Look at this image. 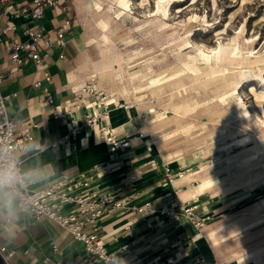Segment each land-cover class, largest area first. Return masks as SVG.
<instances>
[{
    "label": "rangeland",
    "instance_id": "374dc122",
    "mask_svg": "<svg viewBox=\"0 0 264 264\" xmlns=\"http://www.w3.org/2000/svg\"><path fill=\"white\" fill-rule=\"evenodd\" d=\"M67 1L83 73L143 110L153 150L218 200L219 264H264V0ZM227 42L234 63L210 53Z\"/></svg>",
    "mask_w": 264,
    "mask_h": 264
},
{
    "label": "crops",
    "instance_id": "0c3cea01",
    "mask_svg": "<svg viewBox=\"0 0 264 264\" xmlns=\"http://www.w3.org/2000/svg\"><path fill=\"white\" fill-rule=\"evenodd\" d=\"M3 10L0 5V11ZM70 12L45 7V16L40 21L50 29L71 19L70 29L44 67L51 75L50 80H45L43 70L30 60L20 67L19 73L9 74L12 66L9 67L10 61L3 52L4 41H0V71L5 73L0 94H11L7 107L17 120V127L22 130L30 126L34 135L30 148L18 155L31 187H44L87 172L94 176L93 188L111 192L122 200L120 207L100 220L101 235L110 252L129 264L153 260L156 264H219L210 237L211 230H216L217 219L212 216L218 212V207L215 208L218 200L200 199L185 184L191 172L184 170V162L168 159L153 147L147 151V144L154 146V143L147 137V125L152 124L150 121L143 124V110L133 104L129 108L108 104L109 112L103 122L108 121L119 128L121 137L130 139V145L124 149L112 150L101 140L98 130L94 132L86 125L88 114L105 108L90 104L97 95L81 94V88L91 80L81 70L85 62L77 55L82 44ZM9 20L17 24L15 35L26 39L25 19ZM6 24V20H1L0 28ZM38 79L43 80V85L36 87L34 82ZM59 113L64 115L63 120L55 118ZM74 127L75 134L71 132ZM66 135L69 137L58 143ZM12 195L15 207L7 212L0 208V246L14 250L11 264H55L60 256L53 251L54 244L61 249L64 259L83 264L80 262L85 253L83 241L51 219L36 221L31 213L20 210L18 197L13 192ZM171 204H177V218L161 212ZM183 205L195 207L197 217L203 219L201 226L183 212ZM201 255L205 263L198 260Z\"/></svg>",
    "mask_w": 264,
    "mask_h": 264
},
{
    "label": "built area",
    "instance_id": "2783aa9c",
    "mask_svg": "<svg viewBox=\"0 0 264 264\" xmlns=\"http://www.w3.org/2000/svg\"><path fill=\"white\" fill-rule=\"evenodd\" d=\"M0 5L4 10L0 11V21L6 20L7 24L0 28V41H4V54L10 61L7 72L9 74L19 73L20 67L26 61H33L44 73V79L50 80L51 75L44 70L47 61L51 57L53 49L59 45L67 31L71 27V19H65L60 25L54 28H46L40 24L45 16V7L60 9L62 12L69 13L71 6L67 0H0ZM23 18L26 26L23 33L26 39H20L15 35L17 24L9 19ZM34 22V24H29ZM14 32L9 35V32ZM5 80V73L0 71V84ZM36 87L43 85V80L38 79L34 82ZM81 94L97 95V99L90 101V104L102 105L105 109L90 113L86 118V125L93 131L98 130L99 137L110 145L112 150L124 149L130 145V139L119 135V128L112 126L107 118L109 112L108 99L102 91L98 90L93 81H88L81 88ZM79 94L81 97L82 95ZM11 94H0V166H10L22 177L18 188L12 192L19 199V208L25 213H31L36 221L48 218L69 231L77 240L85 244V253L80 257V262L98 263L105 261L109 264H129L115 253L110 252L103 236L101 235V218L114 211L122 205V200H118L115 195L108 191H102L91 186L93 175L87 172H81L74 177H64L50 185L38 188H32L26 174L22 171L21 160L18 155L22 151H27L34 141L32 127L26 126L22 130L17 127V120L10 113L7 107V101ZM51 100V97H49ZM86 103V99L83 100ZM116 106L125 108L131 107L128 102H119L114 98ZM56 119L63 120V114H56ZM76 127L72 133H76ZM142 136V134H140ZM69 135L58 140V143L65 141ZM68 144V143H67ZM152 144H147V151H152ZM27 181V182H25ZM177 204H171L161 212L177 218ZM183 212L194 218L196 225H202L203 219L197 217L195 207L182 206ZM139 210H142L141 208ZM55 251L60 257L55 264H75L72 260H66L62 257V251L58 245H53ZM14 253L6 245L0 246V255L6 264H11V258ZM48 259V258H47ZM198 260L205 263V257L201 255ZM153 260L147 264H156Z\"/></svg>",
    "mask_w": 264,
    "mask_h": 264
},
{
    "label": "clouds",
    "instance_id": "9594fccd",
    "mask_svg": "<svg viewBox=\"0 0 264 264\" xmlns=\"http://www.w3.org/2000/svg\"><path fill=\"white\" fill-rule=\"evenodd\" d=\"M22 177L10 166H0V208L5 212L15 207L12 190L18 188ZM27 182V181H25Z\"/></svg>",
    "mask_w": 264,
    "mask_h": 264
},
{
    "label": "bare ground",
    "instance_id": "6f19581e",
    "mask_svg": "<svg viewBox=\"0 0 264 264\" xmlns=\"http://www.w3.org/2000/svg\"><path fill=\"white\" fill-rule=\"evenodd\" d=\"M130 3H131V0H126V5L130 7ZM250 3V2H249ZM131 8V7H130ZM235 15V14H234ZM232 16V15H231ZM263 17V15H262ZM236 19V18H235ZM231 25V24H230ZM230 42V41H229ZM194 44V43H193ZM238 46L237 44H231V43H222V44H219L217 47H213L211 48L210 50V53H219V56H220V59L221 60H228V59H232V56H233V53L237 50ZM263 55V54H262ZM237 57V56H236ZM235 59V58H234ZM237 59V58H236ZM232 62H233V59H232ZM234 63V62H233ZM232 63V64H233ZM230 65V64H229ZM241 65V63H240ZM223 66V65H222ZM225 66V65H224ZM232 66V65H231ZM252 68V66H251ZM213 71V70H212ZM239 71V70H238ZM217 72V71H216ZM215 72V73H216ZM221 72V71H220ZM235 73V72H234ZM238 73V72H237ZM258 73V72H257ZM236 74V73H235ZM215 75V74H214ZM218 75V74H217ZM229 76V75H228ZM229 78V77H228ZM233 78V77H232ZM219 79V78H218ZM226 79V78H225ZM214 80V79H212ZM220 80V79H219ZM224 80V78H223ZM225 81V80H224ZM263 91V90H262ZM257 93V92H256ZM260 94V93H259ZM262 94V93H261ZM263 97V96H261ZM263 99V98H262ZM107 101V104H111L113 103L114 101H111L109 98L106 99ZM260 102V101H259ZM260 105V104H259ZM132 106V105H131ZM250 114V113H248ZM259 115V114H258ZM251 118V117H250ZM96 131V130H95ZM94 131V132H95ZM185 215V214H184ZM188 217V216H187ZM189 218V217H188Z\"/></svg>",
    "mask_w": 264,
    "mask_h": 264
},
{
    "label": "water",
    "instance_id": "95a60500",
    "mask_svg": "<svg viewBox=\"0 0 264 264\" xmlns=\"http://www.w3.org/2000/svg\"><path fill=\"white\" fill-rule=\"evenodd\" d=\"M0 264H6V262L3 260L1 255H0Z\"/></svg>",
    "mask_w": 264,
    "mask_h": 264
}]
</instances>
